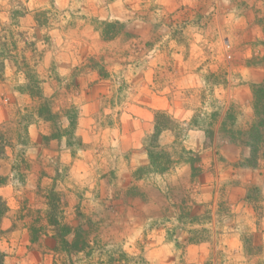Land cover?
Returning <instances> with one entry per match:
<instances>
[{
    "label": "rangeland",
    "instance_id": "rangeland-1",
    "mask_svg": "<svg viewBox=\"0 0 264 264\" xmlns=\"http://www.w3.org/2000/svg\"><path fill=\"white\" fill-rule=\"evenodd\" d=\"M0 67L3 264H264V160L219 132L264 81V0H0ZM157 111L204 127L159 137L194 176L134 175Z\"/></svg>",
    "mask_w": 264,
    "mask_h": 264
},
{
    "label": "trees",
    "instance_id": "trees-1",
    "mask_svg": "<svg viewBox=\"0 0 264 264\" xmlns=\"http://www.w3.org/2000/svg\"><path fill=\"white\" fill-rule=\"evenodd\" d=\"M110 26H116V22L108 23ZM26 79L29 80V76L26 75ZM2 80V68L0 67V81ZM31 86L34 87V83H31ZM30 84L28 83V90H30ZM252 90V100L250 104L251 108V117L248 121H245L243 124L241 122L238 124L239 118H241V113L239 110L231 108L226 115L224 116L220 133L224 137H228L227 141L233 143L237 147H245L248 150V155L243 159V162L240 166L247 168H257L261 160H264V81L258 85L251 87ZM29 94H31V91ZM38 116H44V118L52 120L53 113L47 108H44V111L38 109ZM212 116H215L213 114ZM154 127L153 133L148 137L144 146L146 151L148 164L144 167L138 168L134 175L137 178H141L144 174H158L162 175L170 170L172 167L177 165L179 162L189 165L191 169V176L197 172V164L200 162L199 155L193 151L187 150L183 145L180 148L172 149L168 151L166 148H163L159 145V137L163 132L173 133L176 140H178V135L184 136L185 132L190 129H201L204 128L202 125L198 124L195 120V116L190 118L188 121L180 122L172 114H169L165 111H157L154 113ZM212 122L213 121H209ZM209 123V127L211 126ZM74 121H70V125H73ZM237 124V125H236ZM235 125V126H234ZM242 125V126H241ZM5 124L0 125V129L4 128ZM201 127V128H200ZM206 127V126H205ZM231 127V128H230ZM207 135L210 136V140L213 136L212 131H205ZM0 134V143L3 142V139ZM226 139V138H224ZM180 140V139H179ZM177 141L174 142V145H177ZM179 145V144H178ZM143 174V175H141ZM246 199H249V191L246 195ZM4 213L0 209V215ZM57 226V223H54ZM205 229L198 231H189V234H193L187 240L189 244H199L206 241L204 238ZM58 242L64 244L66 247L72 248L75 253L86 251L87 249H92L89 243L82 239V237H76L71 243H68L64 237H60ZM244 251L247 254H252V243L243 240ZM88 254V253H87ZM86 254V255H87ZM102 255V253L100 254ZM123 255H111V253H105V261H101L100 264H119L124 262L122 258ZM0 264H3L2 255H0Z\"/></svg>",
    "mask_w": 264,
    "mask_h": 264
}]
</instances>
